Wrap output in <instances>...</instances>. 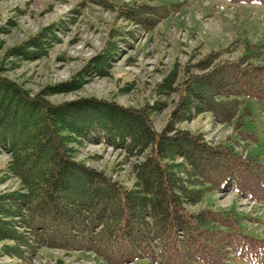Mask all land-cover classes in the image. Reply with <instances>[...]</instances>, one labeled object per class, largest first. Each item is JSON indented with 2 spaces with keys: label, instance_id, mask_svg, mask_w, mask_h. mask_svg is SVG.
<instances>
[{
  "label": "trees",
  "instance_id": "1",
  "mask_svg": "<svg viewBox=\"0 0 264 264\" xmlns=\"http://www.w3.org/2000/svg\"><path fill=\"white\" fill-rule=\"evenodd\" d=\"M122 10L148 30L170 12L147 4ZM30 44L42 45L40 40ZM114 51L111 42L96 61L99 71ZM258 52L229 60L215 51L200 60L193 67L207 72L179 78L181 96L162 132L152 120L159 103L123 108L86 99L55 105L0 75V153L10 155L8 172L21 184L0 192L1 253L26 259L46 245L90 251L107 264L256 261L257 242L239 233L238 217L192 207L215 191L236 190L263 200V163L257 156H242L232 144L212 145L201 131L175 123L204 111L231 123L244 98L257 100L264 110V64L248 66ZM96 133V140L104 137L130 156H143L133 164L131 187L76 159V144Z\"/></svg>",
  "mask_w": 264,
  "mask_h": 264
},
{
  "label": "rangeland",
  "instance_id": "2",
  "mask_svg": "<svg viewBox=\"0 0 264 264\" xmlns=\"http://www.w3.org/2000/svg\"><path fill=\"white\" fill-rule=\"evenodd\" d=\"M141 4L168 7L170 12L148 30L121 12ZM34 40L42 45H31ZM111 42L115 51L99 71L96 61ZM252 50L259 51V57L248 66L264 64V4L260 0H0L2 77L55 105L80 104L86 99L123 108L159 103L162 107L152 113L158 132L164 130L180 99L179 78L205 74L208 69L193 66L211 52L236 60ZM202 87L205 90L207 84ZM244 99L231 123L219 122L212 112L204 111L175 126L201 131L212 145L232 144L244 157L257 156L264 168V110L257 100ZM98 136L76 144V159L131 187L133 164L143 156H130L104 137L96 140ZM10 159L5 151L0 153V192L21 188L19 178L8 172ZM204 207L238 217L239 233L258 240V264H264V199L215 191L192 209ZM0 263L107 264L90 251L46 245L26 259L0 251ZM130 264L154 263L143 259ZM228 264L247 263L235 259Z\"/></svg>",
  "mask_w": 264,
  "mask_h": 264
}]
</instances>
